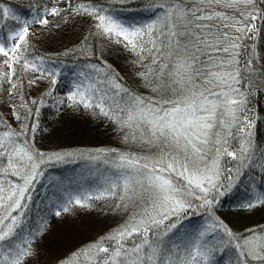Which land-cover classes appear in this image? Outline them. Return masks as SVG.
Masks as SVG:
<instances>
[{"label":"trees","instance_id":"obj_1","mask_svg":"<svg viewBox=\"0 0 264 264\" xmlns=\"http://www.w3.org/2000/svg\"><path fill=\"white\" fill-rule=\"evenodd\" d=\"M161 3L162 0H0L2 44L8 48L7 34L16 27L24 25L28 29L27 43L21 42V48L18 49V52L23 53L18 62L12 60V56L16 55L12 52L7 57L0 55V121H2L0 136L5 132L14 131L19 135L11 139L15 140L17 146H30V151L43 154L42 162L36 157L37 174L28 186L21 204L27 205L30 188L34 187V182L40 175L44 176L47 173L46 176L49 178L64 180L72 175L73 178L80 179V185L76 184L73 188L71 186L69 192L66 191L64 184L59 185L58 192L63 195V201L68 200L67 211H60L59 205L54 206V202L48 203L47 211H42V214L45 213L43 222L36 226L30 241L23 243L25 248H31L28 257L31 258L30 264H55L63 257L65 259L70 257L71 254L112 233L118 226L124 224L134 211L132 206L117 207L120 203L119 189L114 196L96 197L100 195L108 181L115 179L119 171L113 166L117 153L144 155L154 152L155 149L133 142L131 137L125 140L128 129L119 128L113 120L101 115L99 109L86 108L83 104L69 99L78 91L92 94L93 99H98L105 92L112 96L113 90L107 83L109 79L107 76L92 77L91 80L85 81L84 89L76 86L72 80L67 81L65 75L58 77L57 71L93 75L95 69H102L107 74H112L114 79L130 92L153 99L158 98L152 87L155 74L160 70L159 63L152 64V57L147 52L140 55L133 52L125 46L126 41H123L122 37L104 34L97 28L99 21L89 10L94 9L96 15L103 14L111 16L116 21L121 20L122 23H126V27L140 28L160 15ZM81 5L85 7L81 8ZM53 9L56 10L55 14ZM255 9L254 14L259 17L260 10L264 9V0H256ZM242 10L251 11L252 6L245 8L241 4L235 9L216 8V11L234 16L238 20H243L239 14ZM44 20L47 23L41 22ZM246 23H255L257 33L251 38L247 36L244 38L242 43L245 47L240 49L241 54L238 57L240 63L237 67L241 72L240 83L236 87L244 93L245 101L244 111L239 113V116L249 114L251 108L260 103L261 97L264 99V36L259 37L260 26L264 25V20L249 19ZM225 31L238 35L234 29ZM258 41L263 49L261 57L257 51ZM144 47L149 48L151 45L146 43ZM141 55L144 59H141ZM249 58L253 60L250 67L254 68V71H249L245 67V62ZM6 60L8 63H5ZM8 64H11V68ZM149 67L154 71L145 79L143 74L148 72ZM13 85L16 87L13 88ZM235 98L239 100L240 96L237 95ZM25 125L27 129H24ZM249 131L250 137L235 132L234 136H226L228 140L226 146L237 151L244 139H250L252 143L253 128L251 127ZM12 147L10 143L8 149L11 150ZM212 153L215 151L210 152L208 158ZM14 160H19V157H14ZM245 160L237 165L240 159L227 156L223 164L229 166V175L218 178L217 187L210 189L207 194L199 189L195 190L201 193L198 197L211 203L204 204L203 199H200V204L192 202L191 207H187L181 213L183 224L196 219L210 220L209 215L213 214L214 210L218 212L223 210L218 209V203L225 199L229 200L227 211L223 214L215 213V217L210 220L213 228L211 233L201 240L204 255L197 258L198 264H260L259 261L240 257L241 249L236 248L237 243H242L241 237L251 234L248 229H256L257 234L264 235L261 232V229H264V203L258 202L264 200V183L261 179L252 177ZM25 163L30 165L31 162L21 161L15 164L14 169L9 168L7 155L0 156V188L3 189L0 196L5 198L0 208L10 203L7 199L10 186L23 184L19 172L13 173L15 170L28 172L30 169L23 167ZM70 163L74 165H69ZM82 163H90L100 169L94 176L87 171L86 176H83L84 174L73 176L72 172L75 170L70 166L75 167ZM243 180L252 184L256 193L255 198L254 194L244 187L246 184ZM83 196L91 198L83 206L76 204V198ZM231 200L233 202H230ZM249 203L252 204L251 207L248 206ZM31 208L36 209L34 199ZM23 209L24 207L13 209L10 214L20 216ZM3 214L0 210V215ZM8 223L11 221H5V225ZM221 223L232 236L224 231ZM149 235L151 237V233ZM167 239L166 236L165 240ZM12 243H15L13 239L3 245L0 259H3V255L11 248L9 244ZM110 243L104 241L105 245ZM125 243L130 245L131 241ZM209 252L210 255L205 257ZM211 255H214L213 260Z\"/></svg>","mask_w":264,"mask_h":264},{"label":"snow or ice","instance_id":"obj_2","mask_svg":"<svg viewBox=\"0 0 264 264\" xmlns=\"http://www.w3.org/2000/svg\"><path fill=\"white\" fill-rule=\"evenodd\" d=\"M255 3L256 0H162L160 15L140 28L125 27L111 16L96 15L94 9L89 10L99 21L97 28L104 34L122 37L126 41L125 46L133 52L138 55L147 52L152 57V64L159 63L160 70L155 74L152 87L158 98L134 94L118 80L109 78L107 83L113 90L112 96L105 92L98 99H93L92 94L78 91L69 99L86 108L99 109L101 115L113 120L119 128L128 129L125 140L131 137L133 142L147 145L155 151L144 155L117 153L113 166L119 171L96 198L114 196L119 189L120 203L117 207L132 206L134 211L112 233L71 254L60 264H81V261L83 264H198L197 258L204 255L199 240L189 241L182 252V245L166 241L165 237L183 227L181 213L191 207L187 197L193 196L196 189L207 194L217 187L222 155L251 159V140L244 139L237 151H230L224 130H228L227 136H234L231 129L240 124L236 128L237 133L251 136L248 131L252 127L251 120L245 117L241 123L238 115L244 111L245 101L244 93L236 85L240 83L241 72L237 67L240 63L238 57L240 49L245 47L242 41L246 36L251 38L257 33V25L246 22L249 19L264 20V9L260 10L259 17L254 14ZM241 4L245 8L252 6L251 11H240L243 20L216 11L217 7L235 9ZM55 11L53 9V14ZM41 22L47 23L46 20ZM225 29H234L238 35ZM27 33V27L17 33L16 45L8 50L0 44V55L7 57L11 51L16 54L12 60L18 62L23 55L18 49L21 42L27 43ZM146 43L151 47L145 48ZM141 59H144L142 55ZM252 64L253 60L249 58L245 67L254 71L250 67ZM8 67L11 68V64ZM153 71L149 67L143 74L145 79ZM237 95L239 100L235 98ZM17 135L8 131L0 136V149H4L0 156L7 155L9 168L13 169L21 161H30V165H23L30 170L14 171L13 174L19 172L23 184L10 186L7 197L10 203L0 208L4 213L0 215V225H4L0 227V252L4 244L15 238L16 230L22 227V218L10 213L13 209L25 207L21 200L37 174L36 157L41 162L43 160V154L30 151V146H17L11 139ZM10 143L13 146L11 150L8 149ZM213 150L215 156L209 160V153ZM14 157H19V160H14ZM90 198L78 197L75 203L83 206ZM197 198L203 199L204 204L211 203L202 197ZM4 199L0 196V205ZM258 202L264 203V200ZM7 220L11 223L5 225ZM165 221L170 222L165 224ZM221 226L232 236L226 226L222 223ZM247 231L251 234L241 237L242 243L236 244V248L241 249L240 257L264 264V235L257 234L256 229ZM261 232L264 233V229ZM105 240L111 243L106 246ZM125 241H131V244ZM30 254V247L17 245L11 259L5 254L0 264H23L24 258Z\"/></svg>","mask_w":264,"mask_h":264},{"label":"rangeland","instance_id":"obj_3","mask_svg":"<svg viewBox=\"0 0 264 264\" xmlns=\"http://www.w3.org/2000/svg\"><path fill=\"white\" fill-rule=\"evenodd\" d=\"M117 21L120 22L123 26L126 25V23L125 22L122 23L121 20H117ZM262 24H263V22H262ZM262 24L260 26L259 37L264 36V25H262ZM23 28L24 27L18 26L14 30H11L7 34V40L9 41L8 48L16 45V43L19 39L18 35H16V34L21 32ZM0 44H2L1 40H0ZM8 48L6 50H8ZM262 50L263 49H261V44L258 41L257 51H258V54L260 55V57H261V51ZM10 52L11 51H8V53H10ZM92 74L93 75L84 74V72L80 73V74L71 73V72L62 73L59 70L57 71L58 77H62L65 75L64 78H66L67 81H68V79L70 81L72 80L76 86H81L84 89H86L85 81L91 80L92 77L98 76L101 78L103 76H107L108 78L114 79V76L112 74H107L102 69H95V71H93ZM156 97H158V96H156ZM241 113L242 112H240V114ZM250 115H251V117H250ZM245 117H248L252 122V128L254 131V139L252 142V148L250 149V153H249L251 155V159H246V160L244 159V160H245L246 165L249 168L250 174L252 173L251 174L252 177L254 176L258 179H261L264 183V156L261 155V153H264V99H262V97H261L260 103L253 106V108H251L249 114L244 113L243 116H240L241 123L244 122ZM226 119H229V118L226 117ZM239 126H241V125L240 124L236 125L234 128L231 129V131L234 130L233 132L237 133L236 128ZM227 131H228L227 129L224 130L225 136H227L226 135ZM229 150L233 151L231 148H229ZM214 156H215V153H212V156L209 158V160H211V158H213ZM225 159L227 160V155H222L219 158V167H220L221 174L218 178H220L221 176L225 177V176L229 175V166H226L225 164H223ZM240 163L242 164L241 159L237 163V165ZM69 165H74V163H70ZM233 165H234V162H233ZM70 167L73 168L72 170H75L72 172L73 176H79V175H83V174H84L83 176H86L87 174L85 173V171H87L88 174L94 176L98 172L97 170L100 169V168H98V169L95 168L93 166V164H90V163H82L79 166H75V167L70 166ZM79 172H82V174H79ZM46 175H47V173L44 174V176L40 175L38 178L39 180L37 179L34 182V188H33V186L30 188L31 193H30V196L28 197L27 205L24 207L22 213H20V217L22 218V221H23L22 227L16 230V236L13 239L15 241V243H12L11 248L8 249L9 251H6V253H5L6 255L9 256V259H11V253L16 250V246L21 245L22 247H24L23 243L25 241H28L33 236V233L35 231L36 226H39L41 221L43 222L44 219H42V218L45 215V213L42 214V211L43 210L47 211L46 205L48 203H50L51 201L55 200V198L58 196V195L54 196V194L58 193L59 185L64 184L67 192H69V189L71 186L73 188L76 186V184L80 185V183H79L80 179L78 177H77V179H75L72 177V175H71V177H67L66 178L67 180L58 179V178L57 179L56 178H49ZM92 176H90V177H92ZM229 177H231V176H229ZM91 179H93V178H91ZM243 183L246 184V186H244V187H246L250 192H252L254 194V198H255L256 193H254L252 184L247 183L245 180H243ZM50 190H52V193L50 192ZM200 194H201L200 192L195 191L194 195L191 196L192 199L188 197L190 204L192 202L200 204L201 200L197 198L198 195H200ZM42 195H43V198H41ZM33 199H34V206H36V209L31 208ZM228 201L229 200L225 199V200L221 201L220 203H218V205H217L218 209L222 208L223 210L220 212H218V210H214V213L209 215V219L212 220V217H215V215H214L215 213H220V214L225 213L224 211H227L228 206H229ZM230 202H233V201L231 200ZM40 211H41V213H39ZM31 213H33V214H31ZM210 220H208V219H206V220L196 219L193 222H189L188 224L182 223L183 227L179 230V232H177L176 230H173L172 233L168 234V236H167L168 239L166 241H171L172 243L182 245L181 251L183 252V247H186L189 244V241L199 240L201 243L202 238H204V236H207L211 233V229L213 228V226L210 224ZM169 222L170 221H165V224H167ZM200 233H203L204 235L201 236ZM6 248H8V246H6ZM201 251L202 252L204 251L203 246L201 247ZM209 255H210V252L206 253L205 257L206 256L208 257ZM28 257L29 256H27V258L26 257L24 258V259H26L25 261L23 260L24 264H30L29 260L31 258H28ZM211 257L213 260L214 255H211ZM63 260H65L64 257L61 258V260H58L55 264H60V262Z\"/></svg>","mask_w":264,"mask_h":264}]
</instances>
